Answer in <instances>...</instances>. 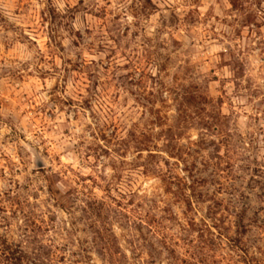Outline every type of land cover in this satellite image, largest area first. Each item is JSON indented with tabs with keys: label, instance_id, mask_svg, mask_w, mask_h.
Returning <instances> with one entry per match:
<instances>
[{
	"label": "clouds",
	"instance_id": "9594fccd",
	"mask_svg": "<svg viewBox=\"0 0 264 264\" xmlns=\"http://www.w3.org/2000/svg\"><path fill=\"white\" fill-rule=\"evenodd\" d=\"M0 264H264V0H0Z\"/></svg>",
	"mask_w": 264,
	"mask_h": 264
}]
</instances>
